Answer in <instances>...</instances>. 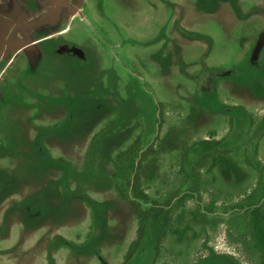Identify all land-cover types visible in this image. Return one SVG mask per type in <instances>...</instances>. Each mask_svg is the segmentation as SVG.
<instances>
[{
	"label": "rangeland",
	"instance_id": "rangeland-1",
	"mask_svg": "<svg viewBox=\"0 0 264 264\" xmlns=\"http://www.w3.org/2000/svg\"><path fill=\"white\" fill-rule=\"evenodd\" d=\"M80 2L24 45L71 27L84 51L16 61L0 85V264H264L246 236L264 252V225L239 211L264 178V0ZM141 134L138 203L157 209L125 263L138 220L114 189L128 196Z\"/></svg>",
	"mask_w": 264,
	"mask_h": 264
},
{
	"label": "flooded vegetation",
	"instance_id": "flooded-vegetation-1",
	"mask_svg": "<svg viewBox=\"0 0 264 264\" xmlns=\"http://www.w3.org/2000/svg\"><path fill=\"white\" fill-rule=\"evenodd\" d=\"M56 1L57 0H54V2L52 3L53 7L44 9L45 6L51 4L52 0H0V20L3 21V23L0 22L2 26L0 33L3 32L2 53H0L2 57H0V65L2 61H4V64L2 65H5L4 72L0 77V85L8 70L20 58L21 54L19 52L22 46H29L27 47L25 52L29 54L33 65H37L38 62H41V60L43 59V55L40 56V58H35V56L36 53L40 51L41 46L44 44L37 45V48H35V46L32 47L30 45H24L28 42V37L34 38L36 36H43L46 33L55 31L61 26L59 20L70 19L73 14H75L76 12L78 13V11L80 10V0H62L61 2H63L64 4L60 3V8H57V5H55ZM27 10L35 13L34 17L31 16L35 24H43L49 20L51 22L43 27L25 29L22 27V20L24 18V14L27 13ZM60 11L61 15L59 13ZM77 15L78 14L74 16ZM52 42L56 44L57 40H53ZM33 49L36 50V52H34ZM8 60H10L9 63ZM35 115L37 114L35 113Z\"/></svg>",
	"mask_w": 264,
	"mask_h": 264
},
{
	"label": "trees",
	"instance_id": "trees-1",
	"mask_svg": "<svg viewBox=\"0 0 264 264\" xmlns=\"http://www.w3.org/2000/svg\"><path fill=\"white\" fill-rule=\"evenodd\" d=\"M159 108L161 109L163 108L162 104H159ZM162 124H163L162 114L160 113L159 128H161ZM142 134L136 139V141L125 152L128 154L134 151L138 152V155L134 158L136 159L135 163L133 162L135 164V167L132 172L131 178L127 181L128 182L127 187L129 190L127 193L128 196L126 194L121 193L117 188L114 187L115 192L118 193L121 200L129 201V205L134 209L137 220H138L137 238L132 243L125 257V263L129 262L139 250L141 241L143 240L145 231L147 230L146 229L147 224L149 220L152 219L154 212L157 209L154 207H152L151 209H145V208L140 207V204L138 203L139 201L144 202L149 199L147 193L143 189L142 176H143V171H144V163L147 159L146 157L149 155V152L154 149L153 145H149L145 151L141 149ZM121 155H118L117 158L118 159L122 158ZM200 165H201V160L197 162V167H199ZM248 165L250 167H253V165L250 162H248ZM204 167L205 166H201L200 170H202ZM257 167L259 168L258 173H261L262 171L264 173V166L262 163H259ZM245 200L249 204V206L246 208H240L239 211L246 212V214H249L251 219L255 223L264 225V178L263 176H260L257 187L245 198ZM166 207H169V205H167ZM170 223H171V219H170V216L168 215L165 218V223L161 230V233L159 235V239L156 245L155 259L160 253L162 243L168 236V233L170 231ZM249 233L250 234L246 235V236L249 235L248 241H250L253 244L254 249H256L259 253L264 255V252L257 245L252 231H250Z\"/></svg>",
	"mask_w": 264,
	"mask_h": 264
},
{
	"label": "crops",
	"instance_id": "crops-1",
	"mask_svg": "<svg viewBox=\"0 0 264 264\" xmlns=\"http://www.w3.org/2000/svg\"><path fill=\"white\" fill-rule=\"evenodd\" d=\"M85 5V4H84ZM80 9V8H79ZM80 10H82V8L80 9ZM78 11V13L76 12L75 14H73V16L69 19V22H71V23H74L76 20H77V17L78 16H74V15H76V14H80V13H82L81 11ZM60 13V15H61V11L59 12ZM70 23V24H71ZM71 26V25H70ZM65 28V27H64ZM64 28H61V31H59L58 33H55L54 35H52V36H48V37H53L54 39H46V40H42V41H39V42H41V43H39L38 41H35V42H33L32 44H30V46H32V47H34L35 46V48H37V45H40V44H44V46H42L41 48H40V51L39 52H37L36 53V56H35V58H40V56H42L43 55V59H44V56L46 55V52H54L55 54H59V55H61V54H64L66 57H68L69 58V56H70V53H66L65 52V48H68V47H70V48H72V49H74V50H77V51H84L81 47H83V46H78V45H76L75 43H72L71 41H69V40H66L64 37L70 32V28L71 27H68V28H66L65 30H63ZM69 29V30H68ZM60 30V29H59ZM53 40H59L60 41V44H57V42H56V44H54L52 41ZM53 43V44H51V45H46L45 43ZM58 46V48H56ZM27 47H29V46H22L21 48H20V58H19V60L18 61H21L22 63H23V61H26V62H30V57H29V54H27L26 52H25V50L27 49ZM52 47V48H51ZM83 48H86V47H83ZM59 50H60V52H59ZM33 51L34 52H36V50H34L33 49ZM26 53V54H25ZM19 57V56H18ZM28 65H30V64H28ZM11 67H13V66H11ZM17 69H18V67H17ZM17 69H16V71H17ZM44 111L43 112H41V113H39V114H37L38 115V117H39V121L41 120V119H43V118H46L44 115Z\"/></svg>",
	"mask_w": 264,
	"mask_h": 264
}]
</instances>
